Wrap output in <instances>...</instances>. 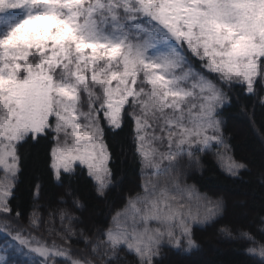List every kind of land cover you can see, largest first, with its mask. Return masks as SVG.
<instances>
[{
	"label": "snow or ice",
	"instance_id": "1",
	"mask_svg": "<svg viewBox=\"0 0 264 264\" xmlns=\"http://www.w3.org/2000/svg\"><path fill=\"white\" fill-rule=\"evenodd\" d=\"M257 107L264 0H0V264H164L198 253L207 228L264 264V216L255 232L220 225L225 200L188 182L208 155L245 182L224 114L238 109L264 139ZM40 144L68 188L44 217L31 185L25 223L18 186ZM129 152L140 183L117 206ZM74 181L108 203L102 225L82 226Z\"/></svg>",
	"mask_w": 264,
	"mask_h": 264
},
{
	"label": "trees",
	"instance_id": "2",
	"mask_svg": "<svg viewBox=\"0 0 264 264\" xmlns=\"http://www.w3.org/2000/svg\"><path fill=\"white\" fill-rule=\"evenodd\" d=\"M249 105L255 101H247ZM225 131L232 146L233 155L248 164L249 172L244 174L245 182H234L228 178L217 166L211 156L202 158L204 174L192 171L189 183H196L201 191L207 192L214 198L222 197L226 203V212L220 225L227 224L233 228L245 227L256 231L260 224V217L264 216V139L252 127L246 115L240 114L238 109L231 108L224 114ZM256 128L264 133V114L259 107L256 108ZM120 179L115 191L109 193L108 200L114 201L118 206L121 198L128 191L135 189L140 178L138 165L127 154L126 162L120 164ZM24 175L18 186L20 203L26 217L33 209V200L30 193L31 185L35 182L41 184V195L36 206L44 217L48 209H55L60 198L68 188L58 185L50 176L48 157L44 144L27 149L24 161ZM77 194L84 203V209L77 213L84 222L82 226L91 227L102 225L106 221L105 209L108 203L97 197L90 185L83 182H73ZM220 225H217L219 227ZM58 226V222H57ZM196 239L201 245V250L193 255H177L168 252L164 264H245L246 254L240 250L236 243L230 242L217 234L216 228H207L196 231Z\"/></svg>",
	"mask_w": 264,
	"mask_h": 264
}]
</instances>
